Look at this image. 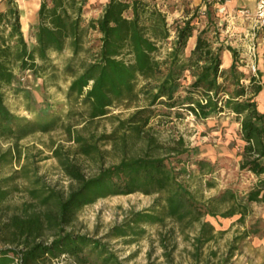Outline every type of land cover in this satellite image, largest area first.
I'll list each match as a JSON object with an SVG mask.
<instances>
[{"label": "trees", "instance_id": "16d2710c", "mask_svg": "<svg viewBox=\"0 0 264 264\" xmlns=\"http://www.w3.org/2000/svg\"><path fill=\"white\" fill-rule=\"evenodd\" d=\"M88 2L42 0L38 22L31 26L36 40L33 46L25 37L16 0L1 2L0 140L11 145L0 155V167L18 164V168L0 177V264H57L63 259L66 264H123L107 240L131 245L147 234L149 225L173 224L169 230L177 228L182 233L196 230L193 240L199 252L216 236L215 225L207 216L239 214L244 220L248 204L264 201V109L258 99L264 94V71L259 65L256 74L244 68L239 49L221 31L213 3L185 10L170 24L167 1L108 0L103 13L92 18L85 13ZM173 32L172 45L163 54L162 47ZM66 49L71 50L63 68L71 78L65 93L71 105L68 118L79 119L66 122L52 110L38 114V109H47L50 103L39 108L27 94L28 109L36 117L14 113L6 103L5 90L23 93L25 89L18 84L28 73L43 79L46 87L48 78L58 84L59 66L52 54ZM225 52L232 58L227 67ZM130 105L135 109L127 117L112 114L113 109ZM186 113L199 121L234 114L240 123L239 136L244 141L240 168L256 175L257 181L242 197L224 190L221 198L233 204L223 212L215 205L218 196L206 199L185 181V175H191L188 164H196L202 173L212 164L194 158V149L183 137L167 145L153 131L154 118ZM102 118L115 123L111 133H83ZM78 124L83 126L78 128ZM59 126L76 143L77 154L102 162L103 145L113 143L121 149L120 161L108 166L102 162L88 176L68 150L56 145L53 155L73 184L67 194L50 186L30 167V156L24 155L20 141ZM132 140L136 144L142 141L144 146L133 151ZM20 179H27L29 185L21 186ZM206 184L213 187L210 180ZM19 191L27 192L31 200L19 206L9 204ZM132 193L154 195L155 199L149 208L131 211L101 237L71 228L85 206ZM248 234L249 230L243 235ZM166 241L162 239L165 248ZM235 249L218 264H233Z\"/></svg>", "mask_w": 264, "mask_h": 264}, {"label": "rangeland", "instance_id": "374dc122", "mask_svg": "<svg viewBox=\"0 0 264 264\" xmlns=\"http://www.w3.org/2000/svg\"><path fill=\"white\" fill-rule=\"evenodd\" d=\"M208 3L204 0V4ZM213 9L222 18L224 13L219 11V5H215L213 1ZM168 20L172 24L176 19L181 18L184 12L172 19L171 11L176 10L179 3H168ZM205 6V5H204ZM2 4L0 2V8ZM20 8V6H19ZM100 6L87 7L85 13L89 18L97 17ZM179 11V7L177 8ZM190 10L193 8H189ZM185 8V10H189ZM203 9V8H202ZM24 9L20 8L21 20ZM24 15L26 14L25 11ZM176 13V12H175ZM179 15V14H178ZM203 18L202 25L205 23ZM38 22V14L26 15L23 20L24 25H28V30H24L25 37L29 45L35 44V37L31 34V26ZM221 27V26H220ZM223 35L228 36L230 43L239 49L246 65L245 69L249 73H257L260 59H264V44L262 48H249L250 45H242V41L232 39L228 33L221 30ZM174 35V32L172 36ZM174 39L170 38L169 42L162 47L164 54L171 46L170 42ZM252 46V45H251ZM71 50L66 49L63 53L52 54L53 61L59 66L57 82L48 78V86L43 85V79L34 76L31 73L23 75L20 78L19 86L24 88L23 93H19L12 89L5 90V99L8 107L16 114L21 116L36 117L28 109L30 104L25 94L29 95L31 100L38 105L46 102L50 103V107L38 109L39 113H50L51 110L62 115L64 121L76 122L78 116L68 118V110L71 107L67 103L66 91L71 82L63 68L69 61ZM256 66V71L253 65ZM259 103L262 106L264 102V94L260 96ZM144 102H142L143 104ZM157 107V106H154ZM40 108V107H39ZM52 108V109H51ZM135 106H120L113 109L112 114H121L127 117ZM37 114V113H36ZM159 141L164 144H174L177 139L183 137L186 144L194 149L193 157L203 159L207 163L212 164V168L207 166L204 173L199 170L196 164H188L187 169L191 175H185V181L189 188L194 192L202 194L206 199L214 196L219 198L215 201L216 207L223 212L229 209L233 201L223 200L221 193L226 189H231L237 193L239 197L245 195L257 181V176L247 170H241L240 160L243 150L244 141L239 136L240 123L236 120L234 114L222 113L214 115L208 120L199 121L193 114L186 113L183 117L172 116L171 118H154L151 121ZM83 124H78L80 128ZM115 123L109 118L97 120L88 129L83 130L85 135H100L102 133H111ZM102 144V143H101ZM132 150L136 151L144 146L142 141L137 144L131 142ZM11 142L0 140V155L7 150ZM24 155L30 156V167L35 170L43 181L50 186L67 194L73 182L63 172L58 160L54 157L52 149L56 145H62L68 150L75 161L80 163L83 170L88 176L94 175L103 162L105 166L120 161L121 149L113 143L103 145L105 149L103 161H97L82 156L75 152L76 143L70 141L66 130L63 126H59L50 132H36L20 141ZM26 159L23 158L22 162ZM18 168V164L5 165L0 167V177L10 175L14 169ZM212 169V172H209ZM204 174V175H203ZM210 180L213 187L207 186L206 182ZM21 186L29 185L27 179H20ZM154 195H145L142 193H132L128 195H115L107 198H101L95 203L85 206L79 213L78 218L71 226L77 232L90 234L92 236L101 237L115 224L121 223L123 219L131 211H139L149 208L154 202ZM31 200L25 191L15 192L8 203L11 205H23L25 201ZM249 205L248 212L244 220H240L239 214L233 217L207 216L206 219L215 225L216 236L213 240L205 243L198 252L196 242L193 240L196 230L189 229L185 233L175 229L170 231L173 224L166 227H157L154 225L147 226V234L131 245H126L119 240H107L110 246L117 252L123 264H195L199 261L201 264L221 263L232 250L234 256L231 258L233 264H264V201L252 202ZM249 230V234H243ZM162 239H167V248L162 244ZM200 253V254H199ZM67 260L58 261L57 264H66Z\"/></svg>", "mask_w": 264, "mask_h": 264}, {"label": "crops", "instance_id": "0c3cea01", "mask_svg": "<svg viewBox=\"0 0 264 264\" xmlns=\"http://www.w3.org/2000/svg\"><path fill=\"white\" fill-rule=\"evenodd\" d=\"M27 0H16L18 5L21 9L24 8L25 2ZM42 0H35L36 2V12L38 14L40 5ZM108 0H89L87 7H93V6H100V11L98 13L99 17L103 13V7L107 3ZM160 1H167V3H179L178 7L180 11L176 8V10L171 11L172 19L176 18L177 16H180L185 8H195L200 6V8L204 7V0H160ZM2 2V0H0ZM226 12L223 14V17L220 18V25L221 30L228 33L229 36L236 41H242V45H250L249 48L256 49V46L258 48H262L264 44V28H258L256 25V21L253 17V13L256 9V0H226ZM220 5L219 2H216L215 4ZM241 9H245L249 12V14L245 15L240 12ZM176 12V13H175ZM23 13V11H22ZM179 14V15H178ZM184 15V14H183ZM181 15V17L183 16ZM23 17H22V26L23 31L24 29V23H23ZM28 28V25H27ZM172 39L175 38V34L171 37ZM194 38L192 39V43L194 42ZM173 42V41H172ZM172 42L170 44L172 45ZM252 45V46H251ZM226 52L224 54L225 59V66H229L232 63V58L230 53ZM231 58V59H230ZM229 61V62H228ZM260 71H264V59H260ZM262 78L264 79V74L262 75ZM260 108L264 109V102L262 106L260 105Z\"/></svg>", "mask_w": 264, "mask_h": 264}, {"label": "built area", "instance_id": "2783aa9c", "mask_svg": "<svg viewBox=\"0 0 264 264\" xmlns=\"http://www.w3.org/2000/svg\"><path fill=\"white\" fill-rule=\"evenodd\" d=\"M207 2H219V11L221 13L226 12V0H206ZM241 13L247 15L249 12L245 9L240 10ZM253 17L256 21V25L258 28H264V0H256V9L255 12L253 13ZM253 69L256 71V66L255 64L253 65Z\"/></svg>", "mask_w": 264, "mask_h": 264}, {"label": "bare ground", "instance_id": "6f19581e", "mask_svg": "<svg viewBox=\"0 0 264 264\" xmlns=\"http://www.w3.org/2000/svg\"><path fill=\"white\" fill-rule=\"evenodd\" d=\"M24 10L23 11H25L26 12V14L24 15V12H23V19H25V17H26V15H32V14H34L35 12H36V2H35V0H27L26 2H25V5H24V8H23ZM24 29L25 30H28L27 29V25L25 24L24 25ZM226 53V52H225ZM229 54V53H228ZM226 55V54H225ZM231 59V58H230ZM229 62V61H228Z\"/></svg>", "mask_w": 264, "mask_h": 264}]
</instances>
